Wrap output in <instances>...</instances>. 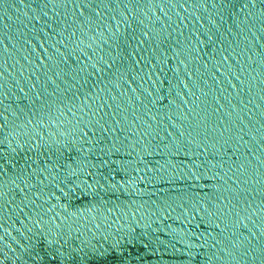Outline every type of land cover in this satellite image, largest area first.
<instances>
[{"label":"water","instance_id":"1","mask_svg":"<svg viewBox=\"0 0 264 264\" xmlns=\"http://www.w3.org/2000/svg\"><path fill=\"white\" fill-rule=\"evenodd\" d=\"M0 264H264V0H0Z\"/></svg>","mask_w":264,"mask_h":264}]
</instances>
